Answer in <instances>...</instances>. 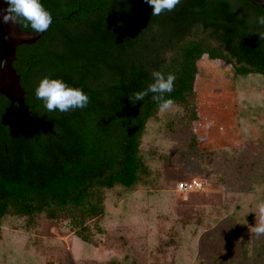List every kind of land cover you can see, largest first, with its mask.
I'll return each mask as SVG.
<instances>
[{
    "label": "water",
    "instance_id": "obj_1",
    "mask_svg": "<svg viewBox=\"0 0 264 264\" xmlns=\"http://www.w3.org/2000/svg\"><path fill=\"white\" fill-rule=\"evenodd\" d=\"M40 2L52 16L45 32L0 22V202L78 194L108 177L149 95L133 103L132 94L189 37L224 43L264 70L254 22L264 0H180L159 16L146 0ZM45 76L82 89L88 105L47 111L35 96Z\"/></svg>",
    "mask_w": 264,
    "mask_h": 264
},
{
    "label": "rangeland",
    "instance_id": "obj_2",
    "mask_svg": "<svg viewBox=\"0 0 264 264\" xmlns=\"http://www.w3.org/2000/svg\"><path fill=\"white\" fill-rule=\"evenodd\" d=\"M188 39L216 46L204 38ZM170 56L173 51L166 58ZM196 66L200 118L196 127H188L185 111L179 106L164 112L158 109L145 127L140 148L156 173L148 191L139 184L128 192L120 188L108 191L103 215L86 223L90 243L82 242L66 222L49 220L42 214H35L30 222L6 217L0 231V264H264V235L252 231L256 205L264 200L262 176L254 171L242 173L243 178L254 175L248 184L254 182L255 198L234 207L232 200L222 196L226 185L221 165L224 154L216 142L222 139L217 133L224 132L228 122L223 104L235 101L240 119L246 121L244 128L254 126L261 117L264 76L237 74L231 79L233 67L206 54ZM233 89L236 95L232 98ZM226 94L230 95L228 101L223 100ZM221 110L225 120L217 117ZM192 133L198 142L189 149ZM237 146L234 143L231 148ZM256 162L257 157L252 163ZM255 168L261 173L263 167ZM196 176L206 181L203 191H175V183ZM241 199L242 195L233 203ZM224 200L227 206L221 207Z\"/></svg>",
    "mask_w": 264,
    "mask_h": 264
},
{
    "label": "trees",
    "instance_id": "obj_3",
    "mask_svg": "<svg viewBox=\"0 0 264 264\" xmlns=\"http://www.w3.org/2000/svg\"><path fill=\"white\" fill-rule=\"evenodd\" d=\"M205 40L214 41L216 46L211 47L208 43L201 40L186 39L180 45L172 48L173 56L165 58L158 69V71L163 72L165 75L168 73L175 75L173 90L170 93H165V96L174 101L173 106L182 107V110L185 111L184 116L186 117L188 127L192 130L200 120L197 92L195 89L197 76L196 61L203 54H206L208 58L232 66L233 73L231 79L237 74L245 76L251 73L264 76V70L241 56L226 44L213 39ZM215 85L218 86L217 84ZM152 95V93H149L146 99L118 166L108 177L96 186L78 194L47 200L0 202V231L2 221L6 217L24 218L26 222H30L35 214H42L46 219L66 222L71 231L82 242L90 243L91 241L89 239L91 234L86 223L103 215V200L108 191L120 188L122 191L128 192L134 190L138 184L144 186L145 189L150 188L154 184L155 177L153 176L156 173L154 170H151L147 161L149 158L146 156L145 151H141L140 148V142L144 136L147 122L155 118L156 112L159 109V105L152 99ZM197 142V136L195 133H192L187 147L192 149ZM148 152L150 155L153 153L151 151ZM162 157L165 163L167 160L166 153ZM223 157L224 161L221 165L224 167V172L222 175L226 177L225 169L227 170V165L231 159H229L226 153ZM237 175L238 177H236ZM242 176V171L238 170L234 178L241 179ZM201 179L204 181L205 186L206 181L203 178ZM225 182L228 184L227 179ZM203 189L200 191H203ZM236 189L235 186L225 188L223 196L225 198L230 197ZM146 190L148 191V189ZM200 191H197V193ZM225 200L222 203V207H226ZM120 264H122L121 261Z\"/></svg>",
    "mask_w": 264,
    "mask_h": 264
},
{
    "label": "clouds",
    "instance_id": "obj_4",
    "mask_svg": "<svg viewBox=\"0 0 264 264\" xmlns=\"http://www.w3.org/2000/svg\"><path fill=\"white\" fill-rule=\"evenodd\" d=\"M152 8L151 15L159 16L162 12H171L174 10L180 0H146ZM8 7L0 10V22L8 25L24 28L29 26L35 34L45 32L52 23L51 14L44 8L40 0H6ZM254 22L264 29V15L255 17ZM261 39H264V31H259ZM153 81L147 88L136 91L130 99L133 103L143 101L144 98L152 93V99L159 105V110L164 112L173 108L174 101L165 96L170 93L174 87L175 75L153 70ZM37 99L43 101L47 111L68 112L70 109H83L89 103L88 95L79 88H74L58 78L43 77L35 89ZM56 131V129H55ZM257 219L252 231L257 235H264V200L256 205Z\"/></svg>",
    "mask_w": 264,
    "mask_h": 264
},
{
    "label": "crops",
    "instance_id": "obj_5",
    "mask_svg": "<svg viewBox=\"0 0 264 264\" xmlns=\"http://www.w3.org/2000/svg\"><path fill=\"white\" fill-rule=\"evenodd\" d=\"M231 85V82L229 80V87ZM231 97L233 98V95H236L235 90H232ZM227 96L224 97L223 100L228 101L230 100L229 94H226ZM226 98V99H225ZM263 100V99H262ZM224 105V114H226V117H228V122L225 128V131L218 132L217 134H220L221 140L217 139L216 142L219 145L220 153L227 154L229 159H231L227 165V171L225 172L226 179L229 183L225 185V188L235 186L237 189L234 190L230 197L225 198L226 200H232V204L234 207H237V209L240 207L241 204H247L251 199L255 198V195L252 193V189L254 187V182L248 184L249 180L254 176L248 174L241 179H235V173L238 170H241L242 173L245 171H254L256 172V175L262 176V180H260L264 184V110H262L261 117L257 118L256 123L254 126H247L244 121V119H240L238 108L236 107L235 101H232L230 104H223ZM219 112V111H218ZM217 117H220L225 120L224 116L222 115V110ZM221 115V116H220ZM245 129V130H244ZM245 139V140H244ZM232 142V143H230ZM256 142V144H255ZM237 144V147L231 148L233 145ZM253 143V145H251ZM234 151H233V150ZM255 157H257V162H254ZM262 165L261 173L256 170L255 166ZM238 167V169H237ZM234 174V175H233ZM233 176V179H232ZM237 181H240L238 183ZM222 193V191L220 192ZM185 194V193H183ZM218 194V193H217ZM219 195V194H218ZM224 195V192H223ZM222 195V196H223ZM242 195V199L239 201L238 204L233 203V199H238ZM221 196V199L224 197ZM222 207V205H220ZM227 206V205H226ZM217 209V208H216ZM217 214V211H216ZM215 212L213 217L214 219H218ZM221 220V219H220ZM218 220V221H220Z\"/></svg>",
    "mask_w": 264,
    "mask_h": 264
},
{
    "label": "built area",
    "instance_id": "obj_6",
    "mask_svg": "<svg viewBox=\"0 0 264 264\" xmlns=\"http://www.w3.org/2000/svg\"><path fill=\"white\" fill-rule=\"evenodd\" d=\"M204 188V181L196 176L188 180H181L175 184V191L180 193L197 192Z\"/></svg>",
    "mask_w": 264,
    "mask_h": 264
}]
</instances>
